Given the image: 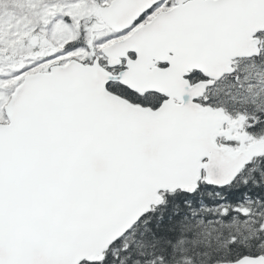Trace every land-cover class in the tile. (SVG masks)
<instances>
[{"label":"snow or ice","instance_id":"1","mask_svg":"<svg viewBox=\"0 0 264 264\" xmlns=\"http://www.w3.org/2000/svg\"><path fill=\"white\" fill-rule=\"evenodd\" d=\"M0 264H264V0H0Z\"/></svg>","mask_w":264,"mask_h":264}]
</instances>
